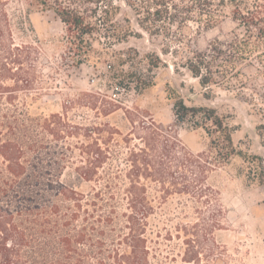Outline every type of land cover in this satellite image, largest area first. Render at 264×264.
Wrapping results in <instances>:
<instances>
[{
  "label": "rangeland",
  "instance_id": "obj_1",
  "mask_svg": "<svg viewBox=\"0 0 264 264\" xmlns=\"http://www.w3.org/2000/svg\"><path fill=\"white\" fill-rule=\"evenodd\" d=\"M213 1L222 12L208 26L196 14L167 12L158 0H72L91 25L82 42L37 0H0L1 112L17 104L32 117L64 113L84 128L69 138L72 145L97 141L126 153L160 133V139L169 137L183 151L211 158V137L197 124L201 117L179 120L169 89L188 105L215 108L229 123L242 154L206 170L207 192L200 196L172 188L155 201L161 210L151 217L156 218L150 221L152 235L160 238L163 255L171 248L170 257H176L162 264H196L183 259L186 238L207 229L217 247L203 240L201 264H264V186L257 179L264 170V58L239 63V72L228 79L215 72L209 84L193 73L191 67L203 60L223 71L226 58L211 57L214 48L227 49L236 35L246 34L228 0ZM67 100L72 101L68 108ZM74 150L61 179L89 193L97 184L80 175V150ZM154 153L163 167L177 169V160L167 163L160 149ZM178 169L176 180L182 182L185 168ZM149 185L153 197L159 195L155 182ZM211 247L214 254L206 256Z\"/></svg>",
  "mask_w": 264,
  "mask_h": 264
},
{
  "label": "trees",
  "instance_id": "obj_2",
  "mask_svg": "<svg viewBox=\"0 0 264 264\" xmlns=\"http://www.w3.org/2000/svg\"><path fill=\"white\" fill-rule=\"evenodd\" d=\"M37 1L53 9L82 42L91 33L90 23L71 6L72 0ZM176 1L158 0V4H165L167 12L196 14L208 26L217 22L222 12L213 0ZM228 2L233 6V19L246 28V34L236 35L227 49L214 48L211 57L226 58L223 71H214L210 61L205 60L191 67L205 84L214 82L215 72L228 79L239 72V63L254 56L264 58V0ZM169 94L175 100L179 120L201 117L197 124L210 135L214 158L183 151L169 137L160 139V133L158 137L149 136L153 142L136 144L126 153L120 146H102L97 141L72 145L69 138L81 134L84 128L64 113L32 117L17 104L0 111V264H162L164 259L176 260L175 255L170 257L171 248L168 255H163L160 238L152 235L150 221L156 218L151 217L161 210L155 201L165 199L172 188L203 196L210 188L204 181L206 170L242 151L236 148L229 123L215 108L188 105L172 88ZM69 103L72 101L67 100L66 108ZM74 147L80 150V175L97 184L89 193L61 179L72 161L70 152L74 154ZM159 149L167 163L170 159L178 161L177 169L168 164L163 167V160L154 153ZM180 167L185 168V174L180 175L183 181L177 182ZM257 176L264 186V170ZM150 181L155 182L154 190L159 195L153 197ZM156 234L160 236L161 231ZM192 235L195 237L186 238L189 248L183 259L201 264L200 252L207 248L203 240L217 247L214 234L207 229ZM214 247L207 250L206 256L214 254Z\"/></svg>",
  "mask_w": 264,
  "mask_h": 264
}]
</instances>
